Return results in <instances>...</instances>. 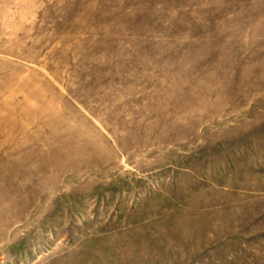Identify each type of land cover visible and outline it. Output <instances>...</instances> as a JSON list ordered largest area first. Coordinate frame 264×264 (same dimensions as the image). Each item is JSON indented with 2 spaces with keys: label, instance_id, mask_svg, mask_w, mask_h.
<instances>
[{
  "label": "rangeland",
  "instance_id": "rangeland-1",
  "mask_svg": "<svg viewBox=\"0 0 264 264\" xmlns=\"http://www.w3.org/2000/svg\"><path fill=\"white\" fill-rule=\"evenodd\" d=\"M0 264H264V0H0Z\"/></svg>",
  "mask_w": 264,
  "mask_h": 264
}]
</instances>
